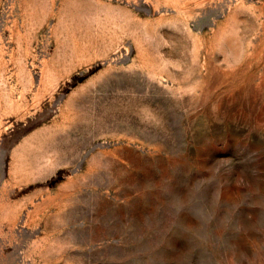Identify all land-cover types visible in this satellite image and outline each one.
<instances>
[{"label": "rangeland", "instance_id": "374dc122", "mask_svg": "<svg viewBox=\"0 0 264 264\" xmlns=\"http://www.w3.org/2000/svg\"><path fill=\"white\" fill-rule=\"evenodd\" d=\"M0 264H264V0H0Z\"/></svg>", "mask_w": 264, "mask_h": 264}]
</instances>
